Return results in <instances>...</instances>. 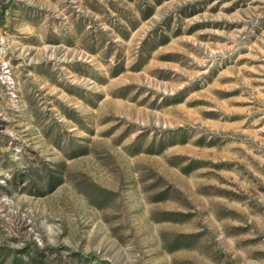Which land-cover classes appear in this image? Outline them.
Listing matches in <instances>:
<instances>
[{"label": "rangeland", "instance_id": "1", "mask_svg": "<svg viewBox=\"0 0 264 264\" xmlns=\"http://www.w3.org/2000/svg\"><path fill=\"white\" fill-rule=\"evenodd\" d=\"M0 264H264V0H0Z\"/></svg>", "mask_w": 264, "mask_h": 264}]
</instances>
